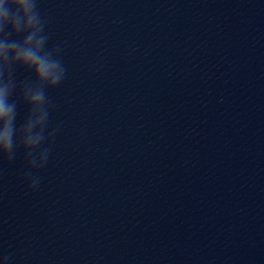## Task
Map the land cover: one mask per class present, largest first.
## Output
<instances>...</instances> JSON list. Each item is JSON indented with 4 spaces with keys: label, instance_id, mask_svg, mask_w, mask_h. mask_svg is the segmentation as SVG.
I'll list each match as a JSON object with an SVG mask.
<instances>
[{
    "label": "clouds",
    "instance_id": "obj_1",
    "mask_svg": "<svg viewBox=\"0 0 264 264\" xmlns=\"http://www.w3.org/2000/svg\"><path fill=\"white\" fill-rule=\"evenodd\" d=\"M45 28L38 0H0V158L11 162L23 149L31 188L40 183L32 170L43 168L50 152L43 147L50 114L46 89L60 85L66 73L59 50L46 48ZM21 71L31 78L18 84ZM21 104L28 112L17 126Z\"/></svg>",
    "mask_w": 264,
    "mask_h": 264
}]
</instances>
